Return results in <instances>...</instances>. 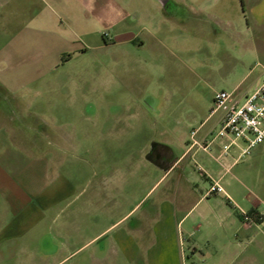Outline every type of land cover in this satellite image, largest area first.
I'll return each instance as SVG.
<instances>
[{
    "label": "rangeland",
    "instance_id": "rangeland-1",
    "mask_svg": "<svg viewBox=\"0 0 264 264\" xmlns=\"http://www.w3.org/2000/svg\"><path fill=\"white\" fill-rule=\"evenodd\" d=\"M170 1L165 13L161 0H0V83L22 101L20 114L77 129L70 142L81 145L64 166L70 176L95 169L114 175L112 162L142 158L147 136L175 125L188 131L211 111L217 91L230 90L224 78L245 71L229 63L236 55L224 52L225 38L216 51L207 38L208 13L239 21L240 0ZM215 27L229 32L224 23ZM253 149L239 167L244 191L257 194L264 212V151ZM135 167L137 176L145 170ZM131 184L137 197L143 183ZM258 224L239 244L203 224L193 235L196 251L183 243L184 257L174 264H264V220Z\"/></svg>",
    "mask_w": 264,
    "mask_h": 264
},
{
    "label": "crops",
    "instance_id": "crops-1",
    "mask_svg": "<svg viewBox=\"0 0 264 264\" xmlns=\"http://www.w3.org/2000/svg\"><path fill=\"white\" fill-rule=\"evenodd\" d=\"M242 14L238 21L212 10L207 32L215 51L225 38L224 52L236 55L229 63L245 69L235 79L224 78L241 100L264 79V0H243ZM221 23L229 29L226 34L215 27ZM250 59L253 66L246 70ZM258 67L262 71L255 73ZM18 104L22 111V101ZM21 115L13 124L0 112V264H174L184 257L183 243L196 251L193 235L203 224L239 244L262 221L246 225L241 218L244 205L249 213L263 212L257 194L244 191L239 167L244 141L217 136L223 110L196 117L188 131L175 125L160 130L159 138L147 136L142 158L112 162L116 174L111 177L101 169L88 177L79 171L70 176L64 166L81 145L70 142L77 129L54 125L51 116L40 121L32 114L26 121L32 115ZM192 131L200 142L212 140L209 150L190 148ZM152 141L161 144L155 160L147 156ZM253 151H264V142ZM141 165L145 170L137 176L135 166ZM215 180L224 191L208 193ZM136 181L143 183L137 197L131 184Z\"/></svg>",
    "mask_w": 264,
    "mask_h": 264
},
{
    "label": "built area",
    "instance_id": "built-area-1",
    "mask_svg": "<svg viewBox=\"0 0 264 264\" xmlns=\"http://www.w3.org/2000/svg\"><path fill=\"white\" fill-rule=\"evenodd\" d=\"M223 110L224 115L217 136H231L232 141L243 140L244 147L241 155H247L257 144L264 142V79L242 100L229 90L217 91L214 95V106L211 113ZM196 131H192L190 148L200 146L205 150L210 149L212 140L200 142L194 138ZM231 142L225 143L223 148L226 153ZM224 189L218 180L211 183L208 193L223 192ZM242 218L246 225L256 220H264V212L252 214L242 211Z\"/></svg>",
    "mask_w": 264,
    "mask_h": 264
},
{
    "label": "flooded vegetation",
    "instance_id": "flooded-vegetation-1",
    "mask_svg": "<svg viewBox=\"0 0 264 264\" xmlns=\"http://www.w3.org/2000/svg\"><path fill=\"white\" fill-rule=\"evenodd\" d=\"M170 0H161L162 8L165 13L171 12V9L169 7ZM11 99V101L9 100ZM9 101V104L6 106L4 105V101ZM7 107V110L4 108ZM5 111V112H4ZM0 112H3L5 115L8 116L9 121L13 124H15L16 119H20V113H19V104L17 97L12 94L8 88H6L3 84L0 83ZM19 115V116H18Z\"/></svg>",
    "mask_w": 264,
    "mask_h": 264
},
{
    "label": "trees",
    "instance_id": "trees-1",
    "mask_svg": "<svg viewBox=\"0 0 264 264\" xmlns=\"http://www.w3.org/2000/svg\"><path fill=\"white\" fill-rule=\"evenodd\" d=\"M243 3V0H240ZM161 145L159 142L157 141H152L151 143V147L149 152L147 153L148 158L155 160V151L157 150V146Z\"/></svg>",
    "mask_w": 264,
    "mask_h": 264
}]
</instances>
